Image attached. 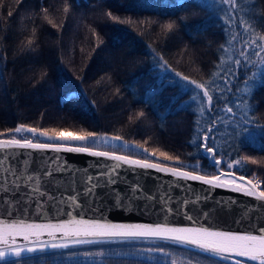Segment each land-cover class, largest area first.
Instances as JSON below:
<instances>
[{"label":"trees","instance_id":"16d2710c","mask_svg":"<svg viewBox=\"0 0 264 264\" xmlns=\"http://www.w3.org/2000/svg\"><path fill=\"white\" fill-rule=\"evenodd\" d=\"M216 2L0 0V138L11 137L21 124L58 132L86 130L120 136L151 152L159 148L183 162L208 164L192 142L215 128L211 145L216 156L240 161L235 172L252 177L255 168L244 156H264V73L249 78L251 61L247 66L236 63L238 54L228 58L227 10ZM237 4L241 24L264 37V0ZM168 23L173 29H164ZM160 61L208 91L213 99L207 112L199 116L202 94L171 80ZM242 64L243 74L236 72ZM236 73L241 77L231 83ZM237 97L238 107L233 105ZM228 107L236 116L221 121L220 111ZM125 254L109 255L108 264H162Z\"/></svg>","mask_w":264,"mask_h":264},{"label":"snow or ice","instance_id":"6c2138e0","mask_svg":"<svg viewBox=\"0 0 264 264\" xmlns=\"http://www.w3.org/2000/svg\"><path fill=\"white\" fill-rule=\"evenodd\" d=\"M219 2L221 4H230L235 8L237 0H219ZM109 15L111 14L109 13ZM163 27L166 30H170L173 29L174 25L168 23ZM257 47H259L261 52H264V45L257 44ZM252 54L259 55L260 53L253 49ZM241 55H245V53L242 51ZM236 63L239 64L240 61H236ZM176 75L178 76L179 74ZM184 79L187 80V77ZM197 87H200V85H197ZM202 95L207 97L209 101L213 99L208 91H204ZM227 112L233 113V108L228 107ZM143 115V112L139 113V116ZM210 119L212 118L210 117ZM243 123L246 125L248 120L245 119ZM215 131V128H210L202 141L193 140L192 143L197 149L204 152V158L208 160V166L210 168L219 169L222 161L217 159L215 149L211 145V141L213 140L212 134ZM14 133H27L32 138H17L16 135H12L11 139H0V150H27L32 153L51 151L57 154L62 152L86 154L89 157L105 158L113 162L110 166L101 168L95 177L89 176L83 185H78L76 189L72 190L73 194L65 199V194L61 190L59 182L64 181L66 174L71 176L72 172L66 161L60 160L59 155L50 157L48 160L40 157L41 163L37 165L35 170L32 167L36 163L35 160L31 162L24 160L16 171H13L15 166L13 165L12 158L0 155V167L4 166L5 160L8 162L7 168L4 171V178L0 180V186H6L0 187V191L5 193L13 191L17 196L21 197L19 202L4 201L10 206L16 207L17 210H19L18 203L27 202L26 207H35L42 214L44 211L51 210V206L54 204L57 208L63 205L66 209L65 214L71 215L76 209L83 207V200L91 199L95 204L97 197L101 195L110 197L111 203L119 210H125L129 206L139 208L142 206V201L143 203H147L159 199L162 201L160 211L165 215H175L177 212H183L186 219L198 226L181 227L168 226L161 223L112 222L103 217L100 219H86L81 217L58 223L36 224L25 223L22 218L23 214H21L19 223L8 225L7 230L2 227L3 220L0 219V262L2 264H8L9 257L17 258L16 264H19L23 253L43 250V248L37 249L16 245L15 235L23 234L25 241H28L29 235H33L37 237L38 241L39 236L45 231H47V234L53 240L55 239L54 234L60 232L65 239H70L75 245L93 244L113 239L124 241L156 239L190 245L203 252L217 256L222 260H229L232 255H235L236 257L247 258L250 261H259V264H264V228H258L256 230L258 234H239L225 230H213L210 227L199 226L197 217L190 215L192 210L188 207V201H182L177 207H173L167 195H153L152 193L146 192L138 183L131 185L125 184L123 188L117 187L120 183V170L122 167L127 166L130 169L155 170L159 173L171 174L172 177L183 179L184 181L202 182L208 186L209 191L213 188H231L249 197H255L259 202L257 205L244 210L249 213L248 218L251 220V213L257 211V209L264 211V191L257 192L259 185L254 184L252 180H247L246 184L238 183L237 180H245L243 175L238 178L221 179L225 175L222 172L218 175H201L194 171L181 170L182 165L177 167L164 166L160 163L151 162L148 157L156 156V152L149 153L148 149L144 148L143 145L135 146L143 150L145 154V158L143 159H133L128 155H118L114 151H101L97 149V145L101 141L107 144L109 138L106 136L100 137L98 133L93 131L81 130L79 133L73 132L64 135L55 129L45 128L41 130L35 127H26L21 124L14 129ZM111 140L121 142L122 148L130 147L127 141H124L120 136H112ZM159 155L165 160L174 159L164 151H161ZM244 159H248V157H244ZM236 163H239V161H236ZM252 163H256V161L253 160ZM226 167L231 169L233 165L227 164ZM101 180H103V184H101ZM206 199V196L203 198L197 197L198 202H203ZM45 202L49 205L47 209L45 208ZM233 203L235 202L231 200L227 202L218 201L216 210L231 211L232 209L229 205ZM199 214L200 216L208 217L211 215V212L201 208ZM4 215L8 216L7 208L4 210ZM6 237L11 238V243ZM37 241L31 242L36 243ZM50 246L52 248H66L68 244L51 243ZM160 251L163 252V249H160ZM236 264H241V261L237 260Z\"/></svg>","mask_w":264,"mask_h":264},{"label":"water","instance_id":"95a60500","mask_svg":"<svg viewBox=\"0 0 264 264\" xmlns=\"http://www.w3.org/2000/svg\"><path fill=\"white\" fill-rule=\"evenodd\" d=\"M12 137H2L0 139H11ZM18 138V137H17ZM111 143L121 144L119 141H113L110 138ZM137 144H131L130 147L136 150L143 151L140 148L135 147ZM99 150V149H98ZM106 151V150H101ZM150 153V152H149ZM205 156L204 152H202ZM118 155H125L116 153ZM0 155L4 157L12 158L13 171H16L21 162L28 160L29 162L35 160L36 163L32 165L33 170L37 168V165L41 163L40 157L44 160H48L50 157H56L59 155L61 161H66L72 175H65L64 181H60L61 190L65 194V199L73 194L74 189L78 185H83L89 176L95 177L97 173L103 167L110 166L113 162L105 158H93L86 154H76V153H55L51 151L47 152H35L32 153L27 150H0ZM131 157V156H130ZM152 157V156H150ZM133 159H139L131 157ZM153 158V157H152ZM222 161V158H217ZM151 161V160H150ZM154 163H160L164 166L174 167L169 164V162L161 163L158 161H151ZM7 160L4 162V166L0 167V180L4 178V171L7 168ZM222 164L219 169L216 168L218 174L224 173L221 179H231L238 178L239 176L233 172H226L222 170ZM99 165V167H98ZM181 170L188 171L181 168ZM217 174V175H218ZM245 177L244 181L237 180L238 183H245L250 180L249 177ZM11 178V177H10ZM75 181V182H73ZM120 183L117 185L118 188H123L125 184L131 185L133 183H138L141 185L146 192L152 193L153 195L165 196L167 195L173 207H177L180 202L188 201V207L191 208L190 215L197 217L199 221V226L210 227L213 230H225L231 231L239 234L252 233L258 234V228H264V211L257 209V211L251 213L252 219L249 220V213L245 212L246 208H251L257 205L259 202L255 197H249L242 192H236L231 188H213L209 191L208 186L204 185L202 182L194 181H184L183 179H176L171 176V174H163L156 172L155 170H141V169H130L124 166L120 170L119 176ZM103 184V180L100 181ZM253 182V181H252ZM254 183V182H253ZM255 184V183H254ZM6 186V185H3ZM0 186V187H3ZM250 187V185H249ZM104 191V190H101ZM261 191L257 188V192ZM22 195V193H21ZM207 197L203 202H198L197 197L203 198ZM20 196H17L15 192L9 191L7 193L0 191V219L3 220L2 227L7 230L8 225L12 223H19L21 219V214H23V221L25 223H36V224H47V223H58L62 221H67L69 219L86 218V219H100L103 217L106 220L112 222H125V223H144V224H156L161 223L168 226H181V227H194L197 224L189 221L183 215V212H177L175 215H165L160 211L161 200L157 199L154 202L149 201L143 203L139 208H133L129 206L125 210H119L111 203V198L108 196L101 195L97 197V201L94 204L91 199L83 200V207L76 209L71 215L65 214V207L61 205L59 208L56 205L51 206V210L44 211L40 214V210L35 207H26V203H18V209L16 207L6 204L4 201H20ZM234 201L235 203L230 204L229 207L231 211H217L218 201ZM8 209V216L4 215V210ZM45 208H49L47 202H45ZM203 208L209 212L211 215L208 217L200 216L199 210ZM78 213V214H77ZM15 235V233H13ZM55 239L53 240L45 231L37 237L29 235L28 241H25L24 235H15V243L20 247H33V248H43L42 251L38 250L32 253L25 252L19 261L29 259L32 257H38L47 254H54L58 252H68L75 250H82L91 248L94 246H119V245H130V244H160V245H170L175 246L184 250H188L214 260H218L226 264H236L237 260L241 261V264H259V261H250L247 258L236 257L232 255L229 260H222L217 256H213L207 252H203L196 247L173 243L171 241H163L156 239H139L124 241L120 239L105 240L93 244H81L75 245L70 239H65L60 232H56ZM9 239L11 243V238ZM31 241H37L32 243ZM51 243H67L66 248H52ZM15 257H9L8 263L16 262ZM2 264V262H0Z\"/></svg>","mask_w":264,"mask_h":264},{"label":"rangeland","instance_id":"374dc122","mask_svg":"<svg viewBox=\"0 0 264 264\" xmlns=\"http://www.w3.org/2000/svg\"><path fill=\"white\" fill-rule=\"evenodd\" d=\"M217 5L220 6V8L224 7L225 10H227V16L225 18V21H223L227 31H228V35L229 38L232 37L231 39V44L229 42L228 48H227V56L229 59L233 58L234 54H238L239 59L237 61H244L247 66H250V63L252 62V70H250L249 72L251 74H249L248 72L246 73V76H249V78L252 76V74H256L257 72L260 71L261 74L264 73V52H261L259 47H257V44L260 45H264V37L261 36H256V35H252L251 32L248 31V29H246L242 24H241V20L240 18L238 19L237 14L241 15V12L238 11V4L236 2V6L235 8H233L230 4H221L219 2V0H217V2L215 3ZM216 6V5H215ZM210 9V8H209ZM211 10V9H210ZM209 10V11H210ZM238 11V12H237ZM211 12V11H210ZM218 21V20H217ZM219 22V21H218ZM255 42V43H254ZM255 49L256 52H259V55H254L252 54V50ZM244 52L245 55H241V52ZM251 61V62H250ZM161 64L165 67V64L160 61ZM241 69V72L243 74V64L238 66L236 69V72H238ZM164 70H166L167 72L169 71L168 74H172L170 76L171 80H174L175 82H179V83H184L186 88L192 89L193 91H195V93L198 95V93L200 92L201 94H203L204 91H207L206 89H204L202 86L197 87V84L192 83V81L190 80H185L184 77H182L181 75H176L178 73H172L170 72V70L165 67ZM263 75V74H262ZM235 76H237V78H233L231 76L230 82L232 83V81L237 79H240V73H236ZM249 78L246 80V82H249ZM228 84V83H227ZM230 86H227V89H229ZM203 97V107L204 109L202 110L198 107V113H202V111L207 112V108L210 107V105L212 104V101H209L207 97ZM186 105V104H185ZM233 105L235 106H239L241 105L240 103V98L237 97L235 99V102L233 103ZM246 106V105H245ZM199 113V116H201V114ZM225 116H231L234 117L236 116L234 111L233 113H228L227 109H223L220 111L219 114V119L222 121L224 120ZM203 124V123H202ZM76 133H79L80 131H75ZM64 135H68L70 133L73 132H66L63 131L61 132ZM22 133L19 134H14L16 135V137H20ZM27 134V133H26ZM100 137H108V143L104 144L102 141L99 145H97V149L101 148V149H112V150H116V149H120L121 151L125 152V153H132L136 156H141V157H145V154L143 151L140 150H136L133 149L131 147L129 148H122L121 144H116V143H111L110 142V138L107 135H99ZM12 137V136H11ZM28 138H32L30 136H27ZM133 143H128V145L130 146ZM113 145H115V147H113ZM156 153H160L161 150L159 148H154ZM151 153V151H148ZM244 157H248V159H245L247 162L252 163L253 160L256 161V163H252L254 168H255V173L253 174L252 177H250L249 179L252 180L255 184L259 185V189L261 191L262 190V185H264V178L261 176H264V156H255L252 155L251 153H246ZM149 159H152L153 161H163L165 162H169L170 165H173L174 167L177 166H183V169H187V170H192V171H204L207 172L209 171L210 173H214V175H217L218 172L216 171V168H210L208 166V164L203 163V162H197V163H187V162H183L181 160H177V159H173V160H165L163 157L160 156H154L152 157H148ZM218 158V157H217ZM223 159V158H222ZM227 164H232L233 167L231 169L227 168L226 165ZM240 161L239 163H236V161H225L223 159V164H222V170L226 171V172H235V169L238 168L240 165ZM195 166V167H193ZM205 168V170H204ZM238 174V173H236ZM240 175V174H238ZM149 247H153V248H162L164 246L163 252H161L160 250H146V247L144 246H127L125 247V251L127 253H132V252H137L134 251V249L136 248H141V252H138L137 255L141 256L142 259L148 260V261H159L162 264H219L217 262H213V261H209L203 258H200L198 256H196L195 254H189L187 252H183V251H177L175 250V248L172 246L171 249H166L167 245H160V244H147ZM110 247H91V248H87V249H83V250H75L73 252H67L64 253L62 255H57L54 257H51L50 259H47V261L40 260V259H35L34 261H28V259L25 260H21L19 261V264H45V263H62V264H108L107 262V257L109 255H113V254H120V253H125L123 250L119 249L118 251H115V249H109ZM39 258V257H38ZM8 264H16V262L13 263H8Z\"/></svg>","mask_w":264,"mask_h":264},{"label":"flooded vegetation","instance_id":"af4514ba","mask_svg":"<svg viewBox=\"0 0 264 264\" xmlns=\"http://www.w3.org/2000/svg\"><path fill=\"white\" fill-rule=\"evenodd\" d=\"M127 246H132V244H130V245H125V247H127ZM135 246H144V247H146V250H160V249H164V246L162 247V248H153V247H149L147 244H135ZM125 247L124 246H121V250H123L126 254L125 255H129V256H134V257H138V258H142L141 256H139V255H137V253L138 252H141V248H136V249H134V251H137V252H132V253H127L124 249H125ZM171 247L172 246H170V245H167V248L166 249H171ZM180 248H175V250H177V251H182V249H180ZM117 250V249H116ZM56 255V253L54 254V255H49V256H44V257H39V259L40 260H45V261H47V259H50L51 257H54ZM196 256H198V257H200V258H203V259H206V260H209V261H213V262H217V263H219V264H225V263H222V262H218V261H216V260H212V259H209L208 257H205V256H201V255H196ZM45 264H49V263H45Z\"/></svg>","mask_w":264,"mask_h":264},{"label":"bare ground","instance_id":"6f19581e","mask_svg":"<svg viewBox=\"0 0 264 264\" xmlns=\"http://www.w3.org/2000/svg\"><path fill=\"white\" fill-rule=\"evenodd\" d=\"M163 163V162H162ZM229 179V178H228Z\"/></svg>","mask_w":264,"mask_h":264}]
</instances>
